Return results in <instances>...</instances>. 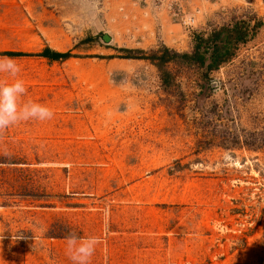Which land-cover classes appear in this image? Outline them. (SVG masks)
Returning a JSON list of instances; mask_svg holds the SVG:
<instances>
[{"label":"rangeland","instance_id":"obj_1","mask_svg":"<svg viewBox=\"0 0 264 264\" xmlns=\"http://www.w3.org/2000/svg\"><path fill=\"white\" fill-rule=\"evenodd\" d=\"M258 20L219 70L182 60ZM3 52L55 116L0 132V264H72V233L90 264H264V0H0Z\"/></svg>","mask_w":264,"mask_h":264},{"label":"clouds","instance_id":"obj_2","mask_svg":"<svg viewBox=\"0 0 264 264\" xmlns=\"http://www.w3.org/2000/svg\"><path fill=\"white\" fill-rule=\"evenodd\" d=\"M21 71V66L14 58L0 56V74L10 78V82H0V132L23 122L51 121L55 116L52 108L23 100L28 89L24 80L18 78ZM65 243L72 264H90L102 241L97 236L81 237L72 233L65 237Z\"/></svg>","mask_w":264,"mask_h":264},{"label":"trees","instance_id":"obj_3","mask_svg":"<svg viewBox=\"0 0 264 264\" xmlns=\"http://www.w3.org/2000/svg\"><path fill=\"white\" fill-rule=\"evenodd\" d=\"M262 25V20H258L254 24L252 22L241 21L233 27L222 28L217 34L214 33L213 37L210 39L198 37L194 53L191 56L182 55L181 58L182 60H189L194 64H198L200 67H206L207 72L217 71L222 65L230 61L235 55L237 47L242 43H247L249 38H252ZM138 53L139 52L131 53L132 55H129L128 59L151 61L160 67V70H163L164 65L170 62L173 58V53L165 48L159 52H153L151 55L144 52L137 55ZM0 56L15 58L30 57L33 55L16 52H3L0 53ZM37 56H41L51 62L67 61L73 57L69 52L61 53L50 48L45 49ZM174 56L177 57L176 54H174ZM162 78L164 82H168L170 75L168 73H163Z\"/></svg>","mask_w":264,"mask_h":264},{"label":"water","instance_id":"obj_4","mask_svg":"<svg viewBox=\"0 0 264 264\" xmlns=\"http://www.w3.org/2000/svg\"><path fill=\"white\" fill-rule=\"evenodd\" d=\"M105 40L106 41H110V37L109 36H105Z\"/></svg>","mask_w":264,"mask_h":264}]
</instances>
